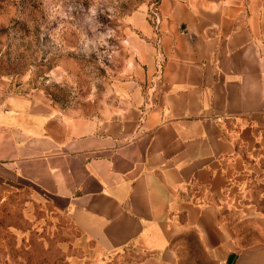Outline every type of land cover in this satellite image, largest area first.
Here are the masks:
<instances>
[{
	"label": "crops",
	"instance_id": "1",
	"mask_svg": "<svg viewBox=\"0 0 264 264\" xmlns=\"http://www.w3.org/2000/svg\"><path fill=\"white\" fill-rule=\"evenodd\" d=\"M143 29L94 113L0 80V194L119 264H264V0H160Z\"/></svg>",
	"mask_w": 264,
	"mask_h": 264
},
{
	"label": "rangeland",
	"instance_id": "2",
	"mask_svg": "<svg viewBox=\"0 0 264 264\" xmlns=\"http://www.w3.org/2000/svg\"><path fill=\"white\" fill-rule=\"evenodd\" d=\"M159 2L0 0V80L57 109L94 113L130 76L148 39L143 28L157 30ZM60 221L30 191L2 192L0 264H119L94 246L82 253Z\"/></svg>",
	"mask_w": 264,
	"mask_h": 264
}]
</instances>
